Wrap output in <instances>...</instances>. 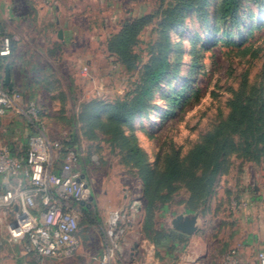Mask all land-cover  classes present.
<instances>
[{
    "label": "rangeland",
    "instance_id": "rangeland-1",
    "mask_svg": "<svg viewBox=\"0 0 264 264\" xmlns=\"http://www.w3.org/2000/svg\"><path fill=\"white\" fill-rule=\"evenodd\" d=\"M9 1L19 16L0 29L16 38L14 92L38 109L34 125L75 143L94 195L84 252L61 259L24 253L10 238L13 213L0 210L20 264H221L229 250H264V0H240L227 17L224 0H59L53 16L44 0ZM144 16L130 64L114 45ZM199 148L206 158L193 162ZM171 164L179 175L167 181ZM113 213L122 234L105 263Z\"/></svg>",
    "mask_w": 264,
    "mask_h": 264
},
{
    "label": "built area",
    "instance_id": "built-area-1",
    "mask_svg": "<svg viewBox=\"0 0 264 264\" xmlns=\"http://www.w3.org/2000/svg\"><path fill=\"white\" fill-rule=\"evenodd\" d=\"M15 39L0 29V60L12 54ZM21 101L14 89L3 93L0 115L17 107L31 122L38 121V109H24ZM68 142L53 139L40 128L28 138L23 153L17 154L10 147L0 149V176L16 180L0 192V210L13 213L8 224L10 238L24 253L41 260L61 259L78 252L81 218L91 207L85 205H92L87 176L79 167L78 149L68 146ZM119 221L118 213L108 220L105 237L110 248L107 246L105 263L122 234ZM221 264H264V250L255 258L246 257L241 249L229 250L223 254Z\"/></svg>",
    "mask_w": 264,
    "mask_h": 264
},
{
    "label": "crops",
    "instance_id": "crops-1",
    "mask_svg": "<svg viewBox=\"0 0 264 264\" xmlns=\"http://www.w3.org/2000/svg\"><path fill=\"white\" fill-rule=\"evenodd\" d=\"M46 3V12L53 16L56 14L59 0H44ZM53 1V2H52ZM43 11V10H42ZM18 13H15L12 1L0 0V27L6 29L11 27L14 18L17 20ZM10 65L12 81L15 85V78L12 65L7 62L4 67V72L0 71V96L3 93H10V90L5 82L6 66ZM39 127L34 125L27 116L17 107H12L6 111L4 115H0V149L4 147H10L15 153L21 154L26 150L28 138L39 132ZM16 183V180L6 179L0 176V192L5 191L9 186ZM4 213L0 212V259L2 264H20L19 258L10 251V243L4 233V220H6ZM80 241V248L78 254H82L83 244ZM261 242V240H258ZM242 253L246 257L255 258L257 253L253 256L245 254L244 249Z\"/></svg>",
    "mask_w": 264,
    "mask_h": 264
},
{
    "label": "trees",
    "instance_id": "trees-1",
    "mask_svg": "<svg viewBox=\"0 0 264 264\" xmlns=\"http://www.w3.org/2000/svg\"><path fill=\"white\" fill-rule=\"evenodd\" d=\"M193 1L195 0H187L186 4L191 6ZM239 2L240 0H224L222 5L223 17L234 16L235 11L239 6ZM151 20H152V16H144L138 19H134L131 22H128L124 25V27L118 34L117 40L114 45V51L116 52V54L119 56L120 59L130 63L129 50L131 49L132 45L135 44L141 31L151 22ZM180 23H181L180 15H178L174 21H171L167 25L173 26ZM8 59L9 57H4L0 60L1 72H4L5 64L9 62ZM155 61L153 62V64L149 68V71L146 74L145 95L151 93L152 87L165 76L166 70L169 66V63L166 58L158 61L157 63H155ZM115 120H117L118 122H122V118L120 117L118 118V116H115ZM67 145L71 147H75V143L71 141L68 142ZM192 156H193V162H199L206 158L205 151L202 150L201 148L196 149V151L192 154ZM178 175H179L178 167L174 164H171L170 168H168V171L165 174V178L167 181H173L178 177Z\"/></svg>",
    "mask_w": 264,
    "mask_h": 264
},
{
    "label": "water",
    "instance_id": "water-1",
    "mask_svg": "<svg viewBox=\"0 0 264 264\" xmlns=\"http://www.w3.org/2000/svg\"><path fill=\"white\" fill-rule=\"evenodd\" d=\"M58 37L60 39H63V31L62 30L59 31ZM5 82H6V85L8 86V88H9V90L12 91L14 89V83L12 81L10 65L6 66ZM87 192L89 193L90 190L88 189ZM89 199H90L91 202H93L94 201V195L91 194ZM90 206L91 205H85L86 208H89ZM187 230L191 232L190 229H187Z\"/></svg>",
    "mask_w": 264,
    "mask_h": 264
}]
</instances>
